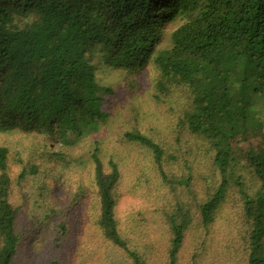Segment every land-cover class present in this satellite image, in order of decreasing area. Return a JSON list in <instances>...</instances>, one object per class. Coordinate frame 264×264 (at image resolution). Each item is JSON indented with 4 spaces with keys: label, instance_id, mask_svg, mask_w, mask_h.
Here are the masks:
<instances>
[{
    "label": "trees",
    "instance_id": "1",
    "mask_svg": "<svg viewBox=\"0 0 264 264\" xmlns=\"http://www.w3.org/2000/svg\"><path fill=\"white\" fill-rule=\"evenodd\" d=\"M178 19L182 23L170 30ZM97 54L122 72L144 76L148 70L147 92L160 107L167 105L169 124L176 121L172 96L179 93L183 126L208 155L198 168L187 161L190 173L180 175L173 166L180 156L140 130L126 132L125 139L152 150L166 193L155 203L145 197L152 217L143 212L125 223L118 196L123 170L95 140L87 158L79 157L80 175L90 172L88 209L102 242L133 264H217L224 258L227 264H264V0H0V132L38 138L41 149L28 163L18 156L15 174L10 146L0 145V264H61L72 233L65 214L50 208L47 218L62 213V222L27 231L22 190L35 175L43 199L46 188L54 189L51 168L72 165L67 151L109 119L111 90L98 80ZM253 136L259 146L250 142ZM163 195L171 197L165 206ZM35 199L31 208L49 211ZM227 201L235 226L211 247L209 232ZM152 220L166 223L150 230ZM102 253L95 263L106 264Z\"/></svg>",
    "mask_w": 264,
    "mask_h": 264
},
{
    "label": "rangeland",
    "instance_id": "2",
    "mask_svg": "<svg viewBox=\"0 0 264 264\" xmlns=\"http://www.w3.org/2000/svg\"><path fill=\"white\" fill-rule=\"evenodd\" d=\"M181 23L182 20L178 19L170 23L169 29L173 30ZM92 60L98 68L97 74L100 84L104 88L111 90L107 94V97H111L113 101L110 117L106 123L99 122L94 133L80 141L78 146L67 151L69 152L68 158L72 160V165L65 164L66 161H64L61 167L51 168L52 175L56 176L53 187L55 191L54 189L46 188L44 190L46 196L43 199L42 196L41 198L37 197L39 190L35 189L34 185L40 188L41 181L35 175L28 177L26 186L22 190V193L27 195L23 211L27 217L30 216L28 223H26L29 227L26 229L28 231L30 227L46 228L47 231L51 229L54 223L62 222V213H59L60 216L55 214L49 217L51 219L47 218L50 214V208L57 207L65 214L64 218H67L66 220L72 232L70 239H67L68 242H65L63 250L60 252L59 259L61 264H80L83 258L93 260L102 251V254L105 255L106 264H133L130 259L125 258L117 251H113L110 246L102 242V237L95 223L96 220L93 213L90 215L88 209L94 194L90 186V176L88 175L90 172H86L88 178L85 179L80 175L83 172L84 163L80 162L79 157L87 158L88 152L96 145L95 140L101 139L100 146L105 150L103 156L107 157V160L114 157L120 163L123 170V181L118 189L119 199L121 198L119 205L120 216L123 222L131 223L133 219L142 218L143 212L147 214L145 197L148 202L150 200L155 203L160 200V193H166V188L165 183L162 181L164 180L162 175L155 168L152 150L145 145L125 139L126 132L140 130L153 140L163 143L169 153H175L180 156L179 161L173 165L176 173L180 175L190 173L184 168L187 161L189 162L188 166L194 165L198 168L200 165L203 166V164L207 163L208 155L205 154L199 142L190 137L186 126H183L185 123L182 119V110L180 108L182 104L178 100L179 93H174L172 96L174 106L171 105L172 103L170 105L174 108L176 121L169 124L163 115L167 105L160 107L158 102L153 101L147 92L148 81L146 74L148 70H146L144 76L140 73L132 75L106 65L100 54H97ZM166 102L170 103V100H166ZM259 140L258 136H253L250 142L253 146H259ZM38 141V138L18 132H0V145L7 144L11 148V161L15 174L21 165L18 156L24 159V163H28L36 155L40 157L41 149L38 146ZM52 148L54 151H60L55 145ZM193 175L197 180L199 173L194 172ZM174 178L182 179L179 177ZM174 178L171 177V179ZM83 181L84 183L82 184ZM82 186L88 191H86L87 197L83 195ZM19 191L21 193V190ZM170 192L172 194L175 193L172 189ZM202 192L200 191L199 193L202 194ZM14 194L15 198H19L20 202L23 203L16 191ZM81 194L85 197L81 198L83 197ZM35 198H38V204L44 206L46 211L50 210L44 212V210L41 211L40 209L36 212L35 208H31L32 206L35 207ZM162 198L161 206H165L164 201H171V197L166 200L165 195H163ZM231 208L232 202L227 201L225 207L220 211L215 227L209 232L210 234L208 233L210 235L209 246H215L223 239L225 241L227 234L231 232L230 228L235 226L236 216ZM164 211L165 209L161 213L165 214ZM150 215L147 214L148 217H152ZM53 218H58V220H52ZM150 223H153V228L149 229L153 230L156 225H164L166 221L157 220L156 222L152 220ZM218 236L221 239L215 240V238L218 239ZM41 239H43L42 236ZM26 242L30 243V241ZM191 242L190 244H194L193 239H191ZM38 245H42V242ZM216 250L223 255L222 249ZM185 255L184 253L183 256ZM102 263H95L94 260L92 262V264ZM217 264H227L226 258L224 260L220 259Z\"/></svg>",
    "mask_w": 264,
    "mask_h": 264
}]
</instances>
